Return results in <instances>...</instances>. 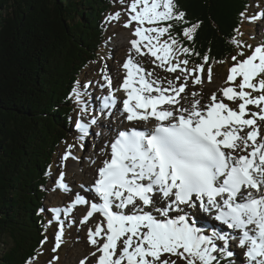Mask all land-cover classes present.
Segmentation results:
<instances>
[{
	"label": "snow or ice",
	"instance_id": "snow-or-ice-1",
	"mask_svg": "<svg viewBox=\"0 0 264 264\" xmlns=\"http://www.w3.org/2000/svg\"><path fill=\"white\" fill-rule=\"evenodd\" d=\"M119 2L125 4V0ZM250 7L253 5H246L239 13L241 23L264 20V8L257 3L259 10L248 15ZM123 11L127 14L123 26L133 29L131 35L136 37L130 40L131 50L144 55L142 48L147 49L160 62L159 67L167 64L166 71L184 73V82L168 80L164 87L163 81L152 78L153 73L146 72L131 55L122 64L125 75L115 90L112 77L101 70L104 83L97 84L107 89L106 95L97 98L101 115L111 116L110 109L115 108L130 126L117 129L106 149H101L106 158L95 169L94 183L87 188L80 185L91 198L76 192L66 207L49 209V224L56 221L59 226L52 251L62 243L61 215L67 217L76 206L84 205L81 225H87L95 214L103 219L87 228L94 251L79 264H176L173 256L185 264H221L223 258L237 264L231 260L234 256L239 264H264V40L253 48L233 38L249 54L241 50L231 56L234 63L225 81L230 86L219 89L221 98L213 92L203 103L196 98L199 93L193 92L185 107L181 100L187 95L188 77L193 76V84H202V77L195 73H202L204 65L187 69L181 64L186 66L188 60L172 63L178 52L191 50L170 35L174 25L167 22L186 25L182 34L190 41L202 22L188 21L175 0H128ZM120 18V11L108 16L109 21ZM234 31L242 34L239 28ZM165 34L169 35L161 43ZM208 59L203 57L205 63ZM208 79L211 82V69ZM92 83L75 81L68 96L79 109L73 121L79 141L98 123L95 115L85 120L90 115L88 89ZM116 91L126 94L127 98L120 99L122 108H117ZM225 99L238 102L237 107H229ZM141 122L142 129L136 126ZM73 147L66 146L61 163L77 158L72 155ZM57 189L71 192L63 171L54 181L52 190ZM197 210L214 213L213 218L230 231L204 234L192 221ZM234 248L243 250V259ZM34 259L30 257L25 264ZM58 259L54 256L47 264Z\"/></svg>",
	"mask_w": 264,
	"mask_h": 264
},
{
	"label": "trees",
	"instance_id": "trees-1",
	"mask_svg": "<svg viewBox=\"0 0 264 264\" xmlns=\"http://www.w3.org/2000/svg\"><path fill=\"white\" fill-rule=\"evenodd\" d=\"M114 1L0 0V264L35 257L33 264L45 250L52 229L40 211L47 173L74 133L69 92L103 52ZM175 2L188 21L202 22L191 41L182 34L186 25L167 22L174 25L170 35L191 50L178 52L182 60L212 69L228 63L238 51L234 30L245 26L239 13L252 0Z\"/></svg>",
	"mask_w": 264,
	"mask_h": 264
},
{
	"label": "rangeland",
	"instance_id": "rangeland-1",
	"mask_svg": "<svg viewBox=\"0 0 264 264\" xmlns=\"http://www.w3.org/2000/svg\"><path fill=\"white\" fill-rule=\"evenodd\" d=\"M127 3L128 0H125V4H121L119 0L114 1V4L110 12L105 16V25L108 27V36L103 42V52L99 53L97 60L94 61L88 67L87 71L82 76L81 85L87 83L90 80L93 81V83L88 89V91L91 93L89 109H88L90 115L86 116L85 120L89 119L91 115H95L98 118V123L97 125L92 126L89 135L85 138L84 141H79L77 139V137L79 136V132L75 129L73 123L79 111V109L77 108V113L75 117L72 118L74 133L71 139H69L68 142L64 143L60 147V151L56 157L57 169L51 171V175L48 176L49 178L48 192L45 196L44 205L50 220L52 219V214L49 211V209H51L52 207H61V208L66 207L74 199V195L76 192H80L81 195L88 194V192L80 188V185L83 184L85 185V188H87L89 185L92 184L93 179L95 177L94 174L95 169L102 164L101 160L103 159L97 157L102 147L104 149L106 145L105 142L106 135L108 131L111 130L113 137L116 130L121 125L120 123L119 125H116L117 121L119 120L118 112L111 109L112 115L108 116L106 114L101 115L99 111V106L101 101L97 98L107 94V89L106 88L101 89L97 84V81L99 82V84L104 83L100 75L101 70L105 69L108 72V74L112 77L113 88L115 89V87H117V85L122 81L123 76L125 74V73H121L123 71L122 64L128 59L129 55H131L134 61L139 66H141L146 72L150 71L153 73L152 78H157L163 81L164 87H167L168 80H173L177 84L184 82V73H181L179 70L176 73H171L166 71V68L168 66L167 64L165 65L164 68L159 67L158 65L160 62L157 61L155 57L151 56V54L147 52V49L142 48V51L145 53L144 55H138L133 50H131V44L129 40L133 38L129 34V30L133 31V29L125 28L123 26L125 20L127 19V14L123 11V9L127 6ZM257 3L262 8H264V0H252L250 5H253V7H250L248 9L249 15L259 10L255 7ZM117 11L121 12L120 20L109 21L108 16ZM244 21H245L244 29L241 32L242 34H239V36L240 35L242 36L241 38L238 36V40L241 42V45L248 44V45H252V47L254 48L258 44H260L262 40H264V20L257 21L255 23H249L246 19ZM165 39H167L166 34L165 36L160 38L161 43H163ZM241 50H243L245 54H249L248 49L238 48V51ZM177 59L182 61V57L180 56V53H177V57L172 59V63L175 64ZM233 63L234 62L230 59L229 62L223 66L216 67L213 69L204 67L202 73L196 72L195 75H200L203 80V83L199 85L193 84L192 83L193 76L189 75L187 80V87H186L187 95H185V98L181 100V103L184 106L187 105L188 102L192 99L191 93L193 92L199 93V96L196 98L201 99L202 103L206 102L213 92H216L218 98H221L222 94L219 92V89L230 86L229 84H226L225 81L227 80L228 70ZM181 67H186L187 69H193L196 66H192L189 64L185 66L181 64ZM209 69H211V76H212L211 82H209L208 79ZM177 76L180 77L179 81L175 79ZM258 94L259 93H253V95H258ZM224 102L227 103L229 107L231 106L233 108H236L238 104V102L233 103L226 99L224 100ZM119 103L120 102H117L118 106L120 105ZM249 109L251 111H258V109L254 108L253 106H249ZM105 125L106 128H104ZM124 127L126 128L127 126H123V128ZM97 133H100V135H97ZM68 144L74 145V147L72 148V155L77 158L76 159L69 158L67 161L61 163V157L65 154L66 146ZM81 144H83V147H81ZM93 161H95L96 163L95 168H94L95 163H93ZM60 171H63L65 173V182L69 185L71 189V192L69 193H64L63 191H60L58 189L55 191L52 190L54 188V181L56 178H58ZM213 219L214 218L210 216L209 213L207 214L206 212L200 210H197L194 216L192 217V221L194 222V224L203 223L207 225L206 227L204 225L201 228L204 234H205V230L208 227H213L214 230L216 231H221L222 229H224L225 232L229 231L226 229L224 225H220V224L215 225L213 223ZM61 220L64 221V231H63L62 243L60 248L56 252L52 251V248L55 244V239H54L55 233L57 232L59 227L58 223L56 221H53L51 223L52 229L49 239L45 244V250L44 252H41L40 257L37 260H35L33 264H47V262L52 260L54 256L59 257L57 261H60L61 264H66L67 257H69L70 254H74V246L80 245L83 242L87 243V240H84L86 239L85 238L86 236H84L85 234H83V231H85V229L84 227H81L82 225H80L79 223L80 220L78 217L77 206L73 209L72 213L67 217L61 215ZM195 226L201 227L199 225H195ZM217 243L219 244L220 242L217 241ZM232 244L234 245L235 241H233ZM233 250H235V252L237 253L238 256H240L241 259H243L242 257L243 250L238 248H234ZM171 258L176 261V264H185V262L181 260L179 257L173 256ZM75 260H77V258L71 260L72 264H76ZM231 260L237 261V264H239V261L237 260L236 256L232 257Z\"/></svg>",
	"mask_w": 264,
	"mask_h": 264
},
{
	"label": "bare ground",
	"instance_id": "bare-ground-1",
	"mask_svg": "<svg viewBox=\"0 0 264 264\" xmlns=\"http://www.w3.org/2000/svg\"><path fill=\"white\" fill-rule=\"evenodd\" d=\"M126 16V15H125ZM122 20H123V18H122ZM131 33H132V30L130 31L129 30V34L131 35ZM131 37L134 39V38H136V37H133L132 35H131ZM128 42V41H127ZM129 42H130V40H129ZM129 48V47H128ZM121 73H125V70L123 69V71L121 72ZM125 75V74H124ZM124 77V76H123ZM122 81H123V79H122ZM122 81L120 82V83H122ZM119 83V84H120ZM118 84V85H119ZM117 85V86H118ZM116 88V87H115ZM115 90V89H114ZM115 95H116V97H117V102L119 101L120 102V99L121 98H127L126 97V94L125 93H123L122 91H116V93H115ZM187 106H189V104H187V105H185V107H187ZM231 107V106H230ZM117 108H122V105L120 104L119 106L117 105ZM231 108H233V107H231ZM113 110L114 111H116V109L115 108H113ZM110 111H111V109H110ZM117 112V111H116ZM118 114H121L120 112H118ZM117 120H118V118H117ZM116 121V120H115ZM119 123L121 124L120 126H119V128L118 129H120V128H123V126H128V124L125 122V119L123 118V119H120V116H119V120L117 121V124L116 125H119ZM140 125H144L143 123L142 124H140ZM113 127V126H112ZM104 128H106V125H105V127ZM112 129V128H111ZM112 137V132H111V130L110 131H108V133H107V135H106V139H105V142H106V145L108 144V142L112 139L111 138ZM106 145H105V147H104V149H106ZM102 149H103V147H102ZM108 151H110V150H108ZM106 156L100 151L99 152V154H98V157L97 158H100V159H104ZM102 161V160H101ZM98 163V162H97ZM95 165H96V163L94 164V168H95ZM102 165V164H101ZM101 165H99V166H101ZM95 176H96V171H95ZM95 178V177H94ZM86 195V198H91V194H85ZM78 207V217H79V220L80 219H82V217H83V215H85L86 214V207L87 206H84V205H78L77 206ZM80 207V208H79ZM103 219L102 217H99V214H95L92 218H90V220H89V223L87 224V225H82L81 227H84V229H85V231H83V234H85L84 236H86L85 238L86 239H84V240H87V228L88 227H92L93 226V224L97 221V219ZM199 219V218H198ZM81 225V224H80ZM80 227V226H79ZM73 251V250H72ZM92 251H94V249L92 248V246L88 243V240H87V243H85V242H83V243H81L80 245H76V246H74V254H70V256L69 257H67V259H66V264H72V262H71V260H74L75 258H77V260H75L76 261V264H78V262L81 260V259H83L85 256H88V254L90 253V252H92ZM92 261H94L95 260V257H91L90 258ZM56 264H61V262L60 261H56Z\"/></svg>",
	"mask_w": 264,
	"mask_h": 264
}]
</instances>
